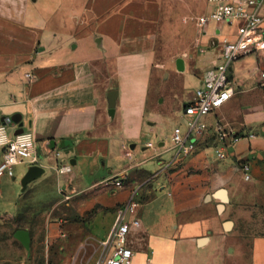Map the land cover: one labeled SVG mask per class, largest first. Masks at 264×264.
<instances>
[{
  "label": "crops",
  "instance_id": "0c3cea01",
  "mask_svg": "<svg viewBox=\"0 0 264 264\" xmlns=\"http://www.w3.org/2000/svg\"><path fill=\"white\" fill-rule=\"evenodd\" d=\"M39 1L0 0V124L13 139L20 127L6 121L20 119L35 136L44 173L22 187L17 211L36 216L40 242L54 248L52 262L94 264L110 256L112 232L127 224L131 264H215L234 234L250 253L224 263L264 264V233H249L257 225L236 219L252 187L264 184L257 56L233 66L232 97L203 119L208 131L193 137L192 154L177 155L171 141L176 128L188 133L184 108L205 73L220 65L221 37L233 39L244 22H212L203 36L198 20L213 9L206 0L204 16L175 23V49L165 43L168 0H52L45 14L35 9L43 11ZM111 92L118 93L114 108ZM217 123L228 134L256 137L234 146L228 139L220 159Z\"/></svg>",
  "mask_w": 264,
  "mask_h": 264
},
{
  "label": "built area",
  "instance_id": "2783aa9c",
  "mask_svg": "<svg viewBox=\"0 0 264 264\" xmlns=\"http://www.w3.org/2000/svg\"><path fill=\"white\" fill-rule=\"evenodd\" d=\"M213 7L210 16L200 17L198 29L204 36L206 28L210 23L218 26H234L237 21H243L244 25L238 29L237 35L231 39L221 37V63L220 65L203 76V84L195 93L193 102L185 106L184 115L190 117L188 123V133L184 134L181 128H176L171 141L177 155L189 156L196 150L193 137L200 136L208 131V126L203 119L222 108L232 97L230 72L234 65L243 58L256 55L258 58L257 70L262 80L264 89V0H207ZM221 32V28L218 29ZM28 80L32 77L26 75ZM217 139L221 141L223 147L217 151L220 159H225L227 140L230 145H237L245 138L254 139L255 134L248 136L228 134L220 123H217L212 131ZM152 145L150 144L149 147ZM0 151L3 152V159L0 162V187L4 179L15 177V167L19 165H38L36 155V139L31 131H26L10 139L6 125L0 124ZM248 166H243L247 170ZM65 171H70L67 169ZM64 172V171H62ZM115 185L121 187L122 183L116 181ZM136 205L129 206L133 211ZM133 227L139 228L140 222L134 221ZM130 226L120 224L112 232L111 239L114 243V250L110 256L101 258L94 264H131L134 253L127 246V237ZM109 242L103 246L107 248Z\"/></svg>",
  "mask_w": 264,
  "mask_h": 264
},
{
  "label": "rangeland",
  "instance_id": "374dc122",
  "mask_svg": "<svg viewBox=\"0 0 264 264\" xmlns=\"http://www.w3.org/2000/svg\"><path fill=\"white\" fill-rule=\"evenodd\" d=\"M39 3L43 11L35 6L36 11L39 10V14H45L44 11L52 3V0H40ZM165 10L171 19L166 30L169 39L165 42L168 44L167 47L170 48L175 44V32L173 29L175 23H178V25L180 22L185 24L184 20L186 18L190 20L198 16H204L207 13V5L206 0H168ZM31 11H34V9L30 8ZM50 27L48 26L47 29H50ZM49 34L52 36V31L46 30V37ZM175 45V49H177L179 45ZM195 89V87L186 88V92L189 94L192 91H196ZM8 129L11 131L13 127L8 126ZM28 169L29 167L25 164L15 167L17 178L5 181L0 189V264H55L50 259V253L54 251V248L44 246L39 240L40 235L36 234V225H40V222L35 224L36 216L30 215L26 211H22V214H19L21 212L17 211V205L25 200L22 197L21 182ZM249 193L248 203L246 207H243L237 213L236 219L244 220L245 224L252 225L255 223L257 225L258 229L251 230L249 233H264V184L255 185ZM12 215L14 217H11ZM20 229L30 233L28 248L24 247L15 237L16 232ZM233 238L232 244L227 245L218 253L221 259L215 264H226L223 261L225 257L230 258L250 253L249 243L241 241L236 234H234ZM232 263L241 264L236 260Z\"/></svg>",
  "mask_w": 264,
  "mask_h": 264
},
{
  "label": "water",
  "instance_id": "95a60500",
  "mask_svg": "<svg viewBox=\"0 0 264 264\" xmlns=\"http://www.w3.org/2000/svg\"><path fill=\"white\" fill-rule=\"evenodd\" d=\"M177 67H178L179 71H183L184 64H183V60L182 59L178 60ZM117 97H118V93L117 92H111L109 94L108 98H109V106H110V108H114L115 107ZM6 123L7 124H13V125H19L20 129L18 130L16 135H20V134H22L24 132L23 124L20 123V119L19 120L16 119V118L8 119L6 121ZM43 173H44V170L41 167H39V166L30 167L28 169L26 175L22 179L23 191L26 190V188L28 187V185L31 182L39 179L42 176ZM220 192L222 194V201L223 202H228V199L226 197V193L224 191H220ZM231 227H232L231 223H227L226 224V228L227 229H229ZM15 237H16V239H18L24 245V247H26V248L29 247V244H30V234H29V232H27L25 230L17 231L16 234H15Z\"/></svg>",
  "mask_w": 264,
  "mask_h": 264
}]
</instances>
